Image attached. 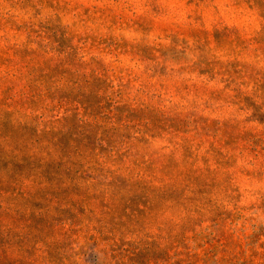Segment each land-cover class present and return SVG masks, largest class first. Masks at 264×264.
Masks as SVG:
<instances>
[{
	"label": "rangeland",
	"instance_id": "rangeland-1",
	"mask_svg": "<svg viewBox=\"0 0 264 264\" xmlns=\"http://www.w3.org/2000/svg\"><path fill=\"white\" fill-rule=\"evenodd\" d=\"M0 264H264V0H0Z\"/></svg>",
	"mask_w": 264,
	"mask_h": 264
}]
</instances>
